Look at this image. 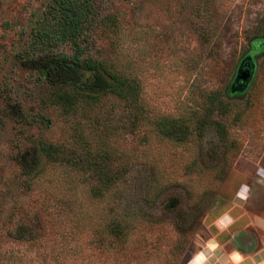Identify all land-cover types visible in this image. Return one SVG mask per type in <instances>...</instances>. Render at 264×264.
Here are the masks:
<instances>
[{"label":"rangeland","instance_id":"1","mask_svg":"<svg viewBox=\"0 0 264 264\" xmlns=\"http://www.w3.org/2000/svg\"><path fill=\"white\" fill-rule=\"evenodd\" d=\"M49 1L0 0V264H186L208 215L253 185L238 166L264 157V0H93L118 32L97 26L91 55L138 85L130 114L113 97L71 113L49 105L32 39ZM164 121L187 127L186 140L160 135ZM39 144L58 161L36 155ZM73 153L89 163L64 164ZM112 220L131 231L114 239Z\"/></svg>","mask_w":264,"mask_h":264},{"label":"trees","instance_id":"2","mask_svg":"<svg viewBox=\"0 0 264 264\" xmlns=\"http://www.w3.org/2000/svg\"><path fill=\"white\" fill-rule=\"evenodd\" d=\"M99 25L118 32L116 19L108 13L102 14L93 0L48 2L32 39L34 46L45 57L43 75L51 87V107L71 113L79 106L93 109L103 98L113 97L122 101L130 114L138 103L139 87L133 78L120 70L122 65L109 64L91 55L94 46L92 34ZM213 95L209 99L210 104L216 102V96ZM220 109L224 114L225 106L220 105ZM158 128L160 135L178 143L185 141L188 134L187 127L177 126L170 121L161 122ZM36 150V155L45 157L50 163L58 161L55 146L39 144ZM73 155L65 158L64 164L76 166L89 163L87 159H77ZM104 159L107 160V157L104 156ZM97 163L100 162H95L94 166L99 181L107 190L116 186L117 179L107 169L97 166ZM36 168L25 172V175L33 179L38 173ZM130 224V221L121 224L112 220L108 225V235L114 239L126 236L131 231ZM17 232V238H22L29 233V229L21 226Z\"/></svg>","mask_w":264,"mask_h":264},{"label":"crops","instance_id":"3","mask_svg":"<svg viewBox=\"0 0 264 264\" xmlns=\"http://www.w3.org/2000/svg\"><path fill=\"white\" fill-rule=\"evenodd\" d=\"M244 161L238 167L253 185L244 179L221 214L208 215L204 240L186 264H264V171H255L264 157Z\"/></svg>","mask_w":264,"mask_h":264},{"label":"water","instance_id":"4","mask_svg":"<svg viewBox=\"0 0 264 264\" xmlns=\"http://www.w3.org/2000/svg\"><path fill=\"white\" fill-rule=\"evenodd\" d=\"M246 60L252 61L250 56L246 57ZM253 73H254V64L252 62H251L250 68L245 69L243 71L239 69V72L235 78V83L241 80L239 91H244L246 89L249 82L251 81Z\"/></svg>","mask_w":264,"mask_h":264},{"label":"flooded vegetation","instance_id":"5","mask_svg":"<svg viewBox=\"0 0 264 264\" xmlns=\"http://www.w3.org/2000/svg\"><path fill=\"white\" fill-rule=\"evenodd\" d=\"M251 62L252 61H250V60L249 61L248 60L245 61V67H246L245 69L250 68ZM240 82H241V80H239L238 82H236L235 85L238 86L240 84Z\"/></svg>","mask_w":264,"mask_h":264},{"label":"clouds","instance_id":"6","mask_svg":"<svg viewBox=\"0 0 264 264\" xmlns=\"http://www.w3.org/2000/svg\"><path fill=\"white\" fill-rule=\"evenodd\" d=\"M233 256H239V253H233Z\"/></svg>","mask_w":264,"mask_h":264}]
</instances>
